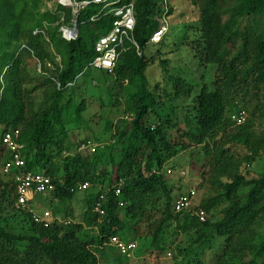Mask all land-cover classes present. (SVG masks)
Segmentation results:
<instances>
[{
  "label": "trees",
  "instance_id": "16d2710c",
  "mask_svg": "<svg viewBox=\"0 0 264 264\" xmlns=\"http://www.w3.org/2000/svg\"><path fill=\"white\" fill-rule=\"evenodd\" d=\"M77 1L91 4L78 15L77 39L68 42L60 30L73 21V8H51L44 0H0L1 167L11 159L2 139L18 132L23 169L45 171L55 199L74 198L86 182L92 186L81 193L87 206L81 223L65 212L63 219L71 224L44 226L34 223L30 205L17 206L15 173L2 172L7 178L0 175V264H130L127 256L108 245L114 237L139 240L137 258L151 255L159 261L171 247L180 264H206L208 251L222 249L231 264H264V234L255 231L264 223V176L245 202L239 200L247 183L244 171L264 154V132L258 135L254 130L257 111L243 125L231 120L254 100L264 116V0H192L199 9L198 20L181 24L169 52H162L168 35L157 45H149V40L161 18L173 14L170 3L123 0L135 7L133 40L138 47H122L114 72H101L104 83L113 74L115 85L126 93L129 116L117 126L107 122L113 140L105 144L95 138L99 148L93 155L79 151L88 140H71L80 129H89L83 116L86 101L79 99L76 89L80 80H88L90 70H96L95 46L112 31L117 18L93 0ZM229 46L237 47L233 54ZM149 47L158 48L165 74L170 70L164 57L189 49L198 67L212 72V87L204 83V76L196 84L180 74L170 75L164 94L157 95L160 83L151 85L146 76L155 55L146 58L142 53ZM178 101L194 128L182 129L162 110L164 102ZM235 145L245 149L244 157L234 154ZM197 146L205 152L209 182L219 195L196 212L175 213L181 195H175L165 166ZM120 181L117 197L112 188ZM99 186L104 188L98 190ZM105 189L111 191L104 202L106 215L99 218L94 208ZM220 205L225 207L217 220L214 211ZM201 211L210 216L205 222L196 214Z\"/></svg>",
  "mask_w": 264,
  "mask_h": 264
},
{
  "label": "rangeland",
  "instance_id": "374dc122",
  "mask_svg": "<svg viewBox=\"0 0 264 264\" xmlns=\"http://www.w3.org/2000/svg\"><path fill=\"white\" fill-rule=\"evenodd\" d=\"M167 2L173 7V14L168 18L171 27L166 40L167 47L162 52H169L170 48L174 47L177 35L182 29L181 24L192 25L199 17V9L193 4L192 0H167ZM49 6L52 8L54 3H50ZM130 43L132 42L126 40L123 47H128ZM233 48L232 46L228 47L227 50L230 51V54H233L237 49V47L234 50ZM157 50L158 48L156 47H149L142 52L146 58H149L150 55H155V64L147 69L146 76L151 85L160 83L161 89H156L157 95L164 94L162 87L167 85V80L170 75L180 74L183 77H188L189 80L196 84L199 83L201 77L204 76V83L208 88L212 87V72L208 70L206 73V69L203 67L199 68L189 49L187 51L184 50L168 54L164 57V59H169V74H165L161 71L160 58L157 56ZM89 72L90 76L88 80H80L76 89L79 99H84L86 101L87 110L83 116L89 129H80V131L75 133L76 136L71 137V140L80 143L86 139L88 143L99 145L94 141L95 138H98L100 140L102 139L105 144H108L111 143L113 139L107 134V122H113L117 126L122 119L129 116L127 110L130 104L126 97V93L115 85V77L113 74L109 76V78L112 77V79H109L108 83H104V75L101 71L92 69ZM124 86H127V83H124ZM169 90L171 91V89ZM257 103V100L252 101V103L246 106V109H244L242 113L246 115L248 121L252 113L257 111L254 130L256 134L261 135L264 132V116L262 111L257 109ZM164 105H166V107L162 110H166L167 113L171 114L174 121H176L182 129L188 130V128H194V125L186 121L185 116L187 114L185 110L178 106L182 105L180 101L174 102L173 104L164 102ZM170 105H172V109L169 108ZM154 117V115H151L150 119L154 120ZM234 129L235 126L230 127V130ZM173 135L178 136L176 132H173ZM73 137H76V139H73ZM231 147L234 154L238 157H244L246 155L245 149L241 146L235 145ZM82 152L85 153L84 155H88L86 150ZM165 168L167 178L176 186V196H180L191 188H195L196 197L193 200L190 211L196 212L204 202L215 199L219 195L217 187H213L209 182L211 168L205 161V152L202 147L197 146L189 151L182 152L178 157L168 162ZM168 171H171V173ZM0 175L3 179L7 178L2 175L1 163ZM244 176H246L247 183L241 187L239 191L240 202H245L247 200L254 183L264 176V154L256 158L251 169L244 171ZM54 190L55 188H52L50 192L35 198L27 210H31L36 214H43L47 211L61 219L66 215L65 212H68L73 214L76 223H81L84 210L87 208L82 199L83 195L80 193L72 199H55L53 196ZM224 207L225 206L220 205L218 211H214L215 215H217V220L222 218L221 210ZM209 217L208 215V218ZM261 224V226L255 227V231L259 235L264 234V223L262 222ZM136 244L140 246L141 242L138 240ZM128 258L130 264H180L181 262L180 258L176 257V253L171 247L168 248L167 254L161 257L159 261L155 260L151 255L145 256L144 258H137L136 252ZM204 262L206 264H231L232 260L227 256H223L222 249H216L207 252L204 257ZM100 264L107 263L101 261Z\"/></svg>",
  "mask_w": 264,
  "mask_h": 264
},
{
  "label": "built area",
  "instance_id": "2783aa9c",
  "mask_svg": "<svg viewBox=\"0 0 264 264\" xmlns=\"http://www.w3.org/2000/svg\"><path fill=\"white\" fill-rule=\"evenodd\" d=\"M48 4L54 3L64 7L73 8L74 19L68 26L61 28L63 38L68 42L74 41L78 36V27L76 18L80 11L87 7L91 2H79L77 0H44ZM94 4L103 6V10L109 9L113 13L117 20L114 22L112 31L107 35L99 39L95 46L96 58L92 63V67L96 70L113 73L119 62L121 56V48L124 46L125 41H131L136 47L137 44L133 40V33L136 28V12L134 5L123 3V0H93ZM64 20V19H63ZM62 20V21H63ZM170 22L167 16H163L159 21L157 30L153 33L149 40V45L160 44L163 39L170 32ZM139 49V48H138ZM233 123L237 126L243 125L247 118L244 113H240L231 117ZM19 133L8 134L3 137L2 142L7 152L11 155V159L7 160L3 166L2 172L4 175H10L15 173V180L17 183V206L21 208H28L35 198L41 196L47 192H50L54 185L52 179L47 175L45 171L42 173H34L31 171H25L24 159L22 156V145L18 142ZM99 148V145L88 143L80 148V152L86 150L91 155L95 154ZM171 173V171H168ZM13 173V174H14ZM123 182L120 181L113 186V192L115 196L119 197L121 194V188ZM92 186L86 182L79 185L78 191L83 193L90 189ZM102 190V186H99ZM73 192L74 189H71ZM111 191L105 189L99 196V201L96 203L94 208L95 213L99 215V218H103L106 215L104 208V202L106 200L107 193ZM196 197L195 188H191L186 193L181 195L175 202L174 210L175 213L184 211H190L193 200ZM121 204V203H120ZM121 206H123L121 204ZM32 212V211H31ZM198 217L202 222H205L208 218L204 211L197 213ZM34 223L49 226L52 224L69 225L72 223L69 219H61L58 216L52 215L50 212H44L43 214H36L33 212ZM109 246L117 249V251L127 257H131L132 254L137 250L138 245L136 242H125L119 237L110 239Z\"/></svg>",
  "mask_w": 264,
  "mask_h": 264
},
{
  "label": "water",
  "instance_id": "95a60500",
  "mask_svg": "<svg viewBox=\"0 0 264 264\" xmlns=\"http://www.w3.org/2000/svg\"><path fill=\"white\" fill-rule=\"evenodd\" d=\"M77 19H78V17L76 18V22H77ZM79 32V31H78Z\"/></svg>",
  "mask_w": 264,
  "mask_h": 264
}]
</instances>
